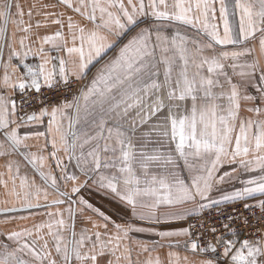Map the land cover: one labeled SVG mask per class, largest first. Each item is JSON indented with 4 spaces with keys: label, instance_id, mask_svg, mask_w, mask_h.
I'll return each mask as SVG.
<instances>
[{
    "label": "snow or ice",
    "instance_id": "snow-or-ice-1",
    "mask_svg": "<svg viewBox=\"0 0 264 264\" xmlns=\"http://www.w3.org/2000/svg\"><path fill=\"white\" fill-rule=\"evenodd\" d=\"M61 6L34 13L31 5L25 21L19 0H0V157L8 158L0 216L6 224L29 218L15 215L22 212L46 217L0 232V264H192L171 250L180 247L222 248L225 264H264V232L240 240L232 215L226 233L207 229L213 239L204 246L203 233L192 231L204 228L206 210L264 196V0L44 5ZM34 14L56 30L34 33ZM257 42L260 56L248 59ZM43 89L69 95L29 111ZM60 182H72L70 191ZM87 188L116 201L127 219L117 223L89 203ZM243 207L264 212V199ZM78 216L91 229L77 231ZM196 217L201 223L188 222ZM176 223L186 226L163 227ZM165 247L166 261L153 256Z\"/></svg>",
    "mask_w": 264,
    "mask_h": 264
},
{
    "label": "crops",
    "instance_id": "crops-1",
    "mask_svg": "<svg viewBox=\"0 0 264 264\" xmlns=\"http://www.w3.org/2000/svg\"><path fill=\"white\" fill-rule=\"evenodd\" d=\"M19 2L22 4V6L24 7L25 10V21L29 20V17L27 16V11L29 6L31 5H35V9H34V13L39 11V12H62L64 11L63 7H57V8H45L44 5H51V4H55L57 3V0H19ZM67 14H71L70 11ZM75 19V18H74ZM37 21L41 22V27L40 28H36L35 24ZM31 22L33 24V32L34 33H39V35H46V34H51L56 30L55 25H51L50 23H46L44 20V16L43 15H36L34 14L31 17ZM12 25H9L8 31L9 33L12 32L13 30ZM7 56H8V51L7 49L4 50L3 53V59L7 60ZM260 56L259 54V49H258V42L256 43V51L253 54L252 57H248V59H252L254 57L258 58ZM28 63H37L38 61L33 58L30 57L27 61ZM0 75H2V69H0ZM5 94H9L11 95V90H6ZM247 115V114H246ZM144 131H146L147 129H143ZM21 133L24 131V129L20 130ZM28 143L30 145H35V147H33L31 150L32 151H37L38 147H39V143L35 140H29ZM151 146V145H150ZM50 147H49V151H50ZM61 155H63V153H61ZM11 159H18V157H10ZM8 158H4V157H0V173H5L4 179H7V174H6V168H5V164H6V160ZM50 164H52V168L55 169V164L52 161H49ZM64 163L68 165V171L69 172H75L76 169L74 167V163L69 162L67 159L64 160ZM182 167V164H181ZM24 169L23 167L21 168V172L23 173ZM29 175L32 176L33 173L31 172V170H29ZM55 175L58 177L60 175L58 170H55ZM77 175H79V173H77ZM37 182L40 183L39 181V177H36ZM84 177L80 176V182L84 181ZM61 184V189L65 190V191H70L71 187H72V182H68V184L65 186L63 182H60ZM237 187L239 185H236ZM9 187H11V184H9ZM225 191H231L232 190V185L230 184H225L224 186ZM81 195L91 204H93L95 207L99 208L101 211H104L106 214L110 215L112 217L113 220H116L117 223H122L124 219H127V216L125 215L124 211H117V202L116 201H112L110 197H106L104 195L103 192H98L96 191L95 188H87V189H83L81 191ZM4 199H6L5 196V189L3 187V185H0V201H3ZM51 199V197H50ZM259 199H264V196H259L257 195L254 198H249L246 201H250V202H254L257 203V201ZM43 202V201H42ZM223 205V204H221ZM2 206V205H0ZM220 206V205H219ZM54 210V209H53ZM36 212H40V211H44V209H39V210H35ZM17 216H26L29 217L27 219H15L10 223H4V217L0 216V232H4L7 230H12L18 226H29L31 227L34 223H38L43 219H46V217H42L40 215H34V216H30L28 212H22V213H17L15 214ZM87 216H92V218L94 220H97L98 217L95 216L94 213L90 212V211H85L84 213V217ZM180 226H186V224H182V223H176L174 225H170V226H163V227H180ZM82 227H87L91 229V224L88 223V221L82 217H77L76 220V229L77 231H79L80 228ZM46 231V230H45ZM139 235V234H136ZM36 236L34 234L33 239H35ZM46 239L49 240V246L52 247L51 244V238L50 237H45ZM177 239H181L183 240L184 238H177ZM40 243H43V241H40ZM170 249H168L167 247L165 248H158L156 252L153 253V256L159 255L160 258L162 260H167V252ZM172 251H177L179 252L181 257L187 256L189 261L192 262V264H198L199 260L204 259V258H209V257H205L200 255L198 252L197 253H192L190 251H186L185 249L182 248H175V249H171ZM53 255H55V253H53ZM133 258L135 259V252H133ZM143 258V257H142ZM218 264H225V262L218 260Z\"/></svg>",
    "mask_w": 264,
    "mask_h": 264
},
{
    "label": "built area",
    "instance_id": "built-area-1",
    "mask_svg": "<svg viewBox=\"0 0 264 264\" xmlns=\"http://www.w3.org/2000/svg\"><path fill=\"white\" fill-rule=\"evenodd\" d=\"M76 86H73V91L75 90ZM69 93L64 92L59 89H43L42 96L37 98L35 102L29 104V111H39L40 107L43 106L41 104V100H44L47 102L48 106L51 104H55L58 101V98L62 96H68ZM17 101H19V95L17 94ZM244 203L249 204H255L254 202L250 201H243V202H235V203H225L223 205L218 206L217 208H213L211 210H206L202 215V222L204 224L203 229H197L194 228L192 231L194 233L196 232H202L203 236L201 237L199 243L201 246L206 245L207 242L212 241L213 237L210 232L207 231V229L211 228L212 226H215L218 229L217 235L221 234V232H225L226 230L223 228V224L227 222V218L229 215H232L235 217V222L230 224V227L235 228L236 235L240 240L243 239H258L262 232H264V212H261V210L257 207L253 210H246L243 207ZM243 217H246L248 220V223L245 224L243 222ZM190 223L199 224L201 223V217H196L188 221ZM195 235L193 236V239H195ZM229 238H231L229 236ZM185 239V238H184ZM183 239V240H184ZM184 249L183 247H180ZM223 249H219L217 253H204L200 255L209 257V258H215L217 260L225 262L227 258H224L220 255L222 253Z\"/></svg>",
    "mask_w": 264,
    "mask_h": 264
}]
</instances>
